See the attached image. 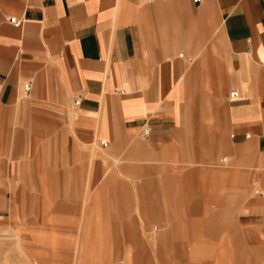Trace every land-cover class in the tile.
I'll use <instances>...</instances> for the list:
<instances>
[{"label":"crops","instance_id":"crops-1","mask_svg":"<svg viewBox=\"0 0 264 264\" xmlns=\"http://www.w3.org/2000/svg\"><path fill=\"white\" fill-rule=\"evenodd\" d=\"M82 198L134 264L264 250V0H0V227Z\"/></svg>","mask_w":264,"mask_h":264},{"label":"rangeland","instance_id":"rangeland-1","mask_svg":"<svg viewBox=\"0 0 264 264\" xmlns=\"http://www.w3.org/2000/svg\"><path fill=\"white\" fill-rule=\"evenodd\" d=\"M75 202L79 205L72 209L70 221L44 222L38 226L37 231L42 237L35 236L34 222L20 224L18 216L11 218L7 229L0 227V241L3 243L2 250L0 249V264H105L107 259H110L112 264H129L131 253L134 264L137 260L134 255V222L96 224L84 221L89 218V207L83 206L82 203L88 200L82 198ZM59 219L66 220V215L60 216ZM108 234L117 235V238H106ZM6 242L11 243L12 247L9 248ZM13 242L20 245L19 252ZM98 243L100 247H94ZM115 243L117 247L115 250L112 248V253L110 246ZM36 248L42 250V259L34 254ZM245 251L246 254L219 255L218 264H264V250L251 244ZM238 252H243V249Z\"/></svg>","mask_w":264,"mask_h":264},{"label":"built area","instance_id":"built-area-1","mask_svg":"<svg viewBox=\"0 0 264 264\" xmlns=\"http://www.w3.org/2000/svg\"><path fill=\"white\" fill-rule=\"evenodd\" d=\"M196 1H198V0H196ZM10 21H11V23L15 24L16 26H20L22 24V20H20V19H18L16 17L11 18ZM26 91H29V86L26 87ZM231 95L233 97H237L238 96V92H232ZM75 103H76V105L80 104V100L77 99Z\"/></svg>","mask_w":264,"mask_h":264},{"label":"bare ground","instance_id":"bare-ground-1","mask_svg":"<svg viewBox=\"0 0 264 264\" xmlns=\"http://www.w3.org/2000/svg\"><path fill=\"white\" fill-rule=\"evenodd\" d=\"M17 238H18V237H17ZM20 239H21V238H20ZM22 241H23V240H22ZM6 243H7V242H6ZM13 243H15V242H13ZM21 244H22V243H21ZM14 245L17 247V252H19V246H20V245L18 244V242L15 243ZM7 246H8L9 248L12 247L11 243H9V242L7 243ZM7 246H6V247H7ZM1 250H2V249H1ZM10 251H11V250H10ZM22 251H23V250H22ZM79 251H80V250H79ZM6 253H7V252H6ZM20 253H21V252H20ZM22 253H24V252H22ZM4 254H5V253H4ZM13 255L15 256V254H13ZM16 255H17V254H16ZM23 257H24V256H23ZM40 257H41V256H40ZM16 258H17V257H16ZM16 258H15V259H16ZM13 259H14V258H13ZM40 259H41V258H40ZM131 259H132V258H131ZM24 260H25V259H24ZM26 260H27V259H26ZM13 261H14V260H13ZM129 261H130V260H129ZM18 262H20V261H18ZM18 262H17V263H18ZM25 262H26V261H25ZM28 262H29V261H27L26 263H28ZM33 262H36V261H33ZM104 262H105V260H104ZM130 262H131V261H130ZM130 262H129V263H130ZM20 263H21V262H20ZM36 263H37V262H36ZM3 264H7V262H4ZM14 264H15V263H14ZM18 264H19V263H18ZM131 264H132V263H131Z\"/></svg>","mask_w":264,"mask_h":264}]
</instances>
